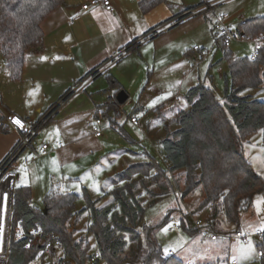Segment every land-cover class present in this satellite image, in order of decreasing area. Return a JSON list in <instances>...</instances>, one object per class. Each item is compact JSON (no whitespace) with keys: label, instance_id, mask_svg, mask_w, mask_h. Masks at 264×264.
<instances>
[{"label":"rangeland","instance_id":"374dc122","mask_svg":"<svg viewBox=\"0 0 264 264\" xmlns=\"http://www.w3.org/2000/svg\"><path fill=\"white\" fill-rule=\"evenodd\" d=\"M182 1L168 0V5L178 8ZM185 1L196 5L203 0ZM212 12L215 15L230 13L232 18L228 24L232 30H236L245 19L253 20L264 17V0H227L215 7L214 11H210V16H208L210 19L213 16ZM194 17L196 18L190 20L188 24H197L193 30H186L184 26L169 32L172 28L170 27L158 34L157 42L152 41L141 46L125 60L123 58L126 56L122 57L124 61L118 62V60V64L109 62V67H114V70L112 69L114 74H118L123 90L128 94V99L120 104L115 98L114 102L102 107L104 114H110L109 117H102L100 126L103 136L96 140L104 146V149L89 155L86 167L77 171L71 181H63L62 174L65 171L56 160H49L47 163L39 162L36 168L31 165L25 166L23 162L27 157L26 152L20 156L14 166L19 174L17 189L30 187L32 204L40 210L45 211V196L49 193L47 190L51 188L79 196L76 210L68 221L67 227L69 231L74 232L76 242L88 241L90 243L92 259L88 264H94L97 260L98 248L94 235L89 231L90 215L87 211H83L87 204L84 189H87L93 200L99 201L98 207H107L112 204L113 200L109 193L117 186L115 179L118 175L130 166L141 163L154 165L149 176L136 175L133 177V180L138 182L141 192L140 200L146 208L142 225L157 227L152 238L159 244L163 256H174L188 264H228L226 259L229 245L223 247L222 242H212L210 235L201 233V229H197L195 225L196 221H201L203 229L212 231L210 229L211 216L215 214L224 216L222 203L204 204L207 195L202 185L185 194L186 170H171L169 162L165 159L161 143L167 135L168 126L172 131L178 128L173 122V116L177 110L185 108L184 96L199 82L212 88L221 103L225 102V74H229L225 51L221 44L215 46L210 19L204 14ZM143 42L146 43L144 40ZM228 50L233 57L250 58L256 52L255 42L251 39H235ZM106 78L105 75L101 76L96 86L107 88L109 84ZM17 85L20 84L9 77L0 52V108L2 100L13 105L18 99H22L20 91L15 94L17 87L20 88ZM176 91L178 92L177 98L171 103L172 105L168 106L166 113L157 114L155 109L169 100L170 95L167 92ZM239 96L264 102V87L243 90ZM133 116L141 121V125L132 123ZM111 119L117 120L123 127V131L112 129ZM48 128L50 127L43 128L34 142L41 145L44 139V142L52 147L51 141L47 139V136L49 138ZM242 150L247 160L264 180V132L259 130L251 135L243 144ZM161 173L158 181L153 180L156 174ZM52 174H54L53 179H51ZM121 184L124 185V183ZM258 207L261 209L259 213L257 212ZM183 218L186 219L187 227L191 230L197 229V231L192 233L185 230L182 225ZM240 219L247 221L250 229L253 230L248 233H256L264 229V194L256 195L252 207L243 212ZM175 223L179 225L180 230L169 227ZM236 225L232 224L229 227L235 229ZM17 226L15 235L19 240L23 238L24 230L20 222ZM225 229L230 230L227 226L216 227L218 231ZM127 239L126 250L130 251L136 243L132 242L129 236ZM35 240L44 244L50 242L45 237H35ZM259 241L254 238L250 242L254 244ZM241 245L243 244L239 241L233 242L232 249L230 248L232 255L238 258V264H261L262 258L258 256L256 246L254 257L244 259L239 253ZM33 264H75V262L65 254L61 244L53 239V247L50 251H47L45 247L44 253ZM100 264H105V262L101 261Z\"/></svg>","mask_w":264,"mask_h":264},{"label":"trees","instance_id":"16d2710c","mask_svg":"<svg viewBox=\"0 0 264 264\" xmlns=\"http://www.w3.org/2000/svg\"><path fill=\"white\" fill-rule=\"evenodd\" d=\"M163 1L144 0L140 6L146 13ZM63 2L0 0V52L12 81L22 80L27 52L44 46L42 24ZM239 30L243 39L253 40L264 32V17L247 20L245 25L240 24ZM222 49L229 66V74H225V102L221 103L215 91L200 82L186 93L187 106L179 109L173 118L178 128L172 131L168 126L161 143L171 170H186L185 194L202 185L207 195L204 204L221 202L226 220L238 224L242 213L252 207L256 195L264 194V180L242 150L251 135L264 130V102L239 96L243 90L264 87V49L255 60L236 58L228 48ZM109 84L117 93L123 90L112 77ZM70 94L71 90L61 101H66ZM112 124L123 131L122 126ZM153 166L141 163L120 173L115 179L117 186L109 193L112 204L104 208L98 207L99 201L93 200L84 189L87 204L83 211L90 215L89 231L95 237L100 256L94 264L101 261L105 264H184L174 256H163L159 244L152 238L157 227L142 225L146 208L133 177L149 176ZM162 173L156 174L153 180L158 181ZM78 199L75 193L51 188L45 196V212L33 206L30 187L16 189L8 264H33L44 253L47 243L36 241L32 233L39 229L47 235L46 240H50L48 235H53L75 264L90 263V243L76 242L74 232L67 227ZM182 221L185 230L197 231L186 226L185 218ZM19 222L24 236L17 240L15 233ZM128 236L136 243L130 251L126 250ZM259 248L264 251V242ZM261 258L264 264V257Z\"/></svg>","mask_w":264,"mask_h":264},{"label":"crops","instance_id":"0c3cea01","mask_svg":"<svg viewBox=\"0 0 264 264\" xmlns=\"http://www.w3.org/2000/svg\"><path fill=\"white\" fill-rule=\"evenodd\" d=\"M88 1L64 0L63 4L42 24L45 34L44 46L27 52L22 80L16 82L20 84L17 85L20 88L17 87L15 94L20 91L22 99H18L13 105L2 100L3 108H0V163L10 154L20 139V132L11 127L7 122V117L15 114L33 123L39 120L54 105L61 102L58 112L46 125L50 127L47 130L49 132V138L47 136V139L51 141L52 147L44 142V139L41 145L33 142V149L39 154V157L37 160H31L30 151H27V157L24 159L23 164L36 168L38 164L44 161L47 163L49 160H56L65 171L62 174L63 181H71L76 176L77 171L86 167L89 155L104 149V146L96 141L100 137L93 134L92 122L96 117L102 119L103 116L109 117L110 115L104 114L102 110V107L114 102L116 98L117 90L110 88L109 78L112 77L121 84L118 74H114V67H109V62L111 64L118 60V62H122L139 50L141 46L152 41L157 42L158 35L152 39L144 40L146 43L142 41L129 55L123 58L124 60L120 58L112 62V59L121 51L135 41L144 38L152 29L160 27L165 21L174 20L188 9L197 7L209 0H203L196 5L188 4L183 0L178 8L169 6L168 0H164L146 13L142 11L140 6V3L144 0H115L114 9L111 11H107L103 7L84 10L83 4ZM212 13L211 19L208 17L210 11L204 15L210 19L211 31L214 35L213 22L218 15ZM193 18L196 17L186 19L173 26L169 32L184 26L186 30H193L197 24L193 25L194 23H191L188 25ZM238 26L240 28V25ZM218 45L215 39V46ZM2 59L5 64L3 56ZM100 67H105L106 70L92 77V71ZM103 75L107 76L106 80L109 86L98 88L96 83ZM121 86L123 88L122 84ZM69 90H71L70 97L62 102V97ZM177 93V91L167 92L170 95L168 102L158 106L155 109L156 113L164 115L168 106L172 105L171 103L177 98ZM184 104V107H186V101ZM110 121V127L114 130L119 128L113 125V122L121 126L117 120L111 119ZM2 127L6 131H3ZM43 145H48V149L42 151ZM53 178L54 174L51 175V179ZM230 225L232 224L226 220L225 216L214 217L212 215L210 229L212 233H217L219 236L217 239H212L211 235L210 237L212 242H222L223 247L229 245L226 262L228 264H238V258L232 259L235 256L231 252L233 242H230L225 235L233 233L235 230H241L244 233L253 230L250 229L251 227L247 221L241 219L235 229L229 227ZM222 226L231 229L216 230V227ZM237 241L243 245L249 243ZM254 244L258 250V256L261 258L259 246L262 242L259 241Z\"/></svg>","mask_w":264,"mask_h":264},{"label":"built area","instance_id":"2783aa9c","mask_svg":"<svg viewBox=\"0 0 264 264\" xmlns=\"http://www.w3.org/2000/svg\"><path fill=\"white\" fill-rule=\"evenodd\" d=\"M115 0H89L83 4L84 10H89L93 7H103L107 11L114 9ZM227 0H209L205 1L202 4L198 5L193 9L187 10L182 15L176 17L174 20L161 25L158 28L153 29L149 32L143 39L137 40L123 51H121L116 57L112 59V62L129 55L134 48H136L143 40H149L157 36L161 31L166 30L170 27H173L182 21L192 18L197 15L205 14L209 11H213L215 7L223 4ZM230 13H222L218 15L213 22V32L215 35L216 42L221 44L225 48H229L232 45L233 40L243 39V36L239 29L232 30L228 25V22L231 19ZM247 20H243L241 24L245 25ZM255 42V54L250 57L252 60H255L258 53L264 49V32H261L256 38L253 39ZM197 49V47H195ZM105 67H100L96 69L92 74V77H95L105 71ZM63 102V101H62ZM61 102L53 106L47 113H45L39 120L36 122L30 123L24 118L18 115H9L7 117V122L20 132V139L10 154L0 163V264H8L9 254H10V245L12 240L13 232V217H14V203H15V193L17 189V181L19 179V174L14 168L16 161L19 157L30 151L31 160H37L39 154L33 149V142L42 129L54 118L56 113L61 106ZM14 118H18L23 127L15 124L13 122ZM131 121L135 125H141V121L137 117H132ZM102 120L100 117H96L92 122L93 134L96 137H101L103 130L100 126ZM48 145L42 146V151L47 150ZM6 194V199H5ZM196 228L201 229V233L205 235H211L212 239H217L218 234L212 233L208 229L202 228L201 221L195 222ZM171 229L179 230L180 227L177 223L171 226ZM34 237H46L47 235L41 230H34ZM229 238L230 242H235L237 240L242 241L243 243H248L254 238L259 239L262 243L264 242V231H257L256 233H244L241 230H235L233 233L225 235ZM50 242L46 244V250L50 251V248L53 247V235H48ZM264 251L259 250V255ZM97 259L100 258L99 254L96 255ZM261 256V255H260ZM262 257V256H261Z\"/></svg>","mask_w":264,"mask_h":264},{"label":"snow or ice","instance_id":"6c2138e0","mask_svg":"<svg viewBox=\"0 0 264 264\" xmlns=\"http://www.w3.org/2000/svg\"><path fill=\"white\" fill-rule=\"evenodd\" d=\"M149 47H151V45H149ZM149 106L151 107L152 105H149ZM13 122L23 127L21 121L18 118H14ZM262 132H264V130H262ZM5 199H6V194H5ZM260 211L261 209L258 207L257 212L259 213ZM169 227L171 226L169 225ZM164 230L167 231V229H164ZM260 231H264V229H260ZM239 253H240V256L243 257L244 259L252 258L255 255V245L252 244L251 242H249L247 245H241L239 248ZM260 255L264 257V252L260 253ZM232 259L235 260L236 256H233Z\"/></svg>","mask_w":264,"mask_h":264},{"label":"water","instance_id":"95a60500","mask_svg":"<svg viewBox=\"0 0 264 264\" xmlns=\"http://www.w3.org/2000/svg\"><path fill=\"white\" fill-rule=\"evenodd\" d=\"M116 99L117 101L120 103V104H123L127 101L128 99V94L124 91V90H121L118 92L117 96H116ZM45 212H47V209L45 208Z\"/></svg>","mask_w":264,"mask_h":264}]
</instances>
